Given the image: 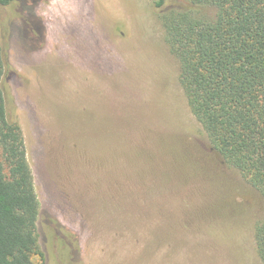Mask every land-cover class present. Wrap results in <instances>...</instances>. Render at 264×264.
<instances>
[{"label": "rangeland", "instance_id": "374dc122", "mask_svg": "<svg viewBox=\"0 0 264 264\" xmlns=\"http://www.w3.org/2000/svg\"><path fill=\"white\" fill-rule=\"evenodd\" d=\"M155 1L0 6L41 205L35 264H264V201L189 109Z\"/></svg>", "mask_w": 264, "mask_h": 264}, {"label": "trees", "instance_id": "16d2710c", "mask_svg": "<svg viewBox=\"0 0 264 264\" xmlns=\"http://www.w3.org/2000/svg\"><path fill=\"white\" fill-rule=\"evenodd\" d=\"M27 2L0 0V6ZM167 3L156 0L155 7L180 64L189 109L211 149L264 201V0ZM205 8H216V16L201 15ZM9 57L7 41H0V264H35V257L45 258L38 233L41 205L5 84ZM255 241L264 263V217L255 226Z\"/></svg>", "mask_w": 264, "mask_h": 264}]
</instances>
